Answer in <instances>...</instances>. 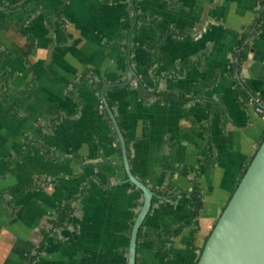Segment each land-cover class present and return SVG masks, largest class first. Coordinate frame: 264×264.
<instances>
[{
    "label": "crops",
    "instance_id": "0c3cea01",
    "mask_svg": "<svg viewBox=\"0 0 264 264\" xmlns=\"http://www.w3.org/2000/svg\"><path fill=\"white\" fill-rule=\"evenodd\" d=\"M24 1L0 0V264L42 242L32 264H128L143 193L100 89L125 81L129 40L136 76L106 99L155 192L136 264H196L264 134L247 102L264 101V16L233 68L262 0H36L31 14ZM70 200L72 222L54 226Z\"/></svg>",
    "mask_w": 264,
    "mask_h": 264
},
{
    "label": "water",
    "instance_id": "95a60500",
    "mask_svg": "<svg viewBox=\"0 0 264 264\" xmlns=\"http://www.w3.org/2000/svg\"><path fill=\"white\" fill-rule=\"evenodd\" d=\"M136 21L135 14L130 33ZM130 54L129 40L126 79L102 85L100 99L116 132L128 181L143 193L142 206L132 225L128 253V264H136L139 230L151 210L155 192L133 174L126 140L106 99L107 91L129 84L136 76ZM196 264H264V139L211 231Z\"/></svg>",
    "mask_w": 264,
    "mask_h": 264
},
{
    "label": "trees",
    "instance_id": "16d2710c",
    "mask_svg": "<svg viewBox=\"0 0 264 264\" xmlns=\"http://www.w3.org/2000/svg\"><path fill=\"white\" fill-rule=\"evenodd\" d=\"M37 8H38V6L36 5V0H25L23 3V9L30 14L36 12ZM263 16H264V0H262V11H261L259 17H257L252 22V24L248 27V29L243 33L241 41L238 44V46L236 47V50L234 51V58H235L234 63H233L234 64V66H233L234 70L239 71L243 62L247 59L248 53H249L250 48H251L249 43H248V40L252 36H254V34L259 29V26H260V23H261ZM99 87H100V85H99ZM263 139H264V134L262 136L261 142L263 141ZM261 142H260V144H261ZM252 158H250L249 161L243 167L242 172L240 174V179L242 178L243 174L245 173V171H246L249 163L251 162ZM179 171L181 174L188 176L193 171H195V168H193V167L192 168L182 167V168H179ZM191 197H192V204L195 208V215H197L203 206L202 194H201V191L197 185H195L194 188L192 189ZM72 217H73V206H72V200H70V201L63 204V206L59 210L57 218L52 220V222H53L54 226H56V227L67 226L72 222ZM141 231H142V227L139 230L138 240L140 238ZM43 245H44V243L42 242L40 244V246L38 247L37 254H39L43 250ZM36 255H34L31 258V260L28 262V264H32Z\"/></svg>",
    "mask_w": 264,
    "mask_h": 264
},
{
    "label": "built area",
    "instance_id": "2783aa9c",
    "mask_svg": "<svg viewBox=\"0 0 264 264\" xmlns=\"http://www.w3.org/2000/svg\"><path fill=\"white\" fill-rule=\"evenodd\" d=\"M247 102L264 119V101L259 96H251Z\"/></svg>",
    "mask_w": 264,
    "mask_h": 264
}]
</instances>
